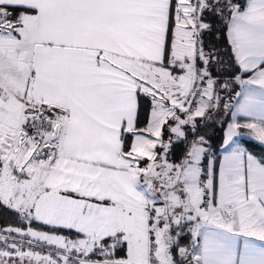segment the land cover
<instances>
[{
  "label": "snow or ice",
  "instance_id": "snow-or-ice-1",
  "mask_svg": "<svg viewBox=\"0 0 264 264\" xmlns=\"http://www.w3.org/2000/svg\"><path fill=\"white\" fill-rule=\"evenodd\" d=\"M253 142L264 0H0V264H264Z\"/></svg>",
  "mask_w": 264,
  "mask_h": 264
},
{
  "label": "trees",
  "instance_id": "trees-1",
  "mask_svg": "<svg viewBox=\"0 0 264 264\" xmlns=\"http://www.w3.org/2000/svg\"><path fill=\"white\" fill-rule=\"evenodd\" d=\"M221 136H222V130L217 129L216 134L214 136V139L217 141V143H219V139ZM249 147L257 154L264 153V148H262L261 146H259L254 142L251 143ZM14 222H15L14 217H12L11 214L9 213H3L2 217H0V225H3L5 223H14Z\"/></svg>",
  "mask_w": 264,
  "mask_h": 264
}]
</instances>
